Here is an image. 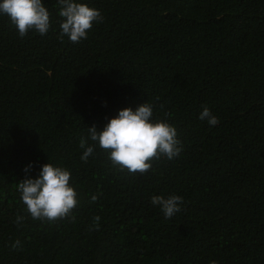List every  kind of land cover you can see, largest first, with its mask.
<instances>
[{
	"label": "trees",
	"instance_id": "obj_1",
	"mask_svg": "<svg viewBox=\"0 0 264 264\" xmlns=\"http://www.w3.org/2000/svg\"><path fill=\"white\" fill-rule=\"evenodd\" d=\"M74 2L103 16L79 43L60 36L57 0H42L45 36L0 15V264H264V0ZM146 102L177 158L143 175L98 145L81 160L87 128ZM46 163L71 173L74 222L33 220L20 199ZM170 195L184 203L165 219L151 198Z\"/></svg>",
	"mask_w": 264,
	"mask_h": 264
},
{
	"label": "clouds",
	"instance_id": "obj_2",
	"mask_svg": "<svg viewBox=\"0 0 264 264\" xmlns=\"http://www.w3.org/2000/svg\"><path fill=\"white\" fill-rule=\"evenodd\" d=\"M60 6L58 13L60 36H67L72 43L87 39V33L94 22H103L100 11L87 4L74 0H57ZM0 15H6L15 27L20 38L29 32L45 36L51 27L50 13L42 0H0ZM154 105L148 102L139 105L135 110L124 108L118 111L115 118L108 120L102 131H97L93 124L87 128V138H82L83 149L81 160L87 162L96 150V145L108 153V159L118 171L129 174L147 173L152 168L153 160L162 157L169 161L177 158L183 151V145L177 138L176 128L167 121H153ZM165 115H169L165 113ZM198 118L207 121L209 126H216L219 119L206 106ZM88 140L93 144H88ZM32 166L24 169L27 174ZM71 173L64 167L46 163L41 166L38 178H26L16 183L20 199L26 205L27 212L33 220L54 222L65 218L74 222L72 210L77 206V191L70 185ZM92 201L97 196H92ZM183 197L170 195L153 196L151 204L159 206L165 219H171L182 210ZM25 217L18 216L16 223L21 224ZM100 217H93L90 230H99ZM20 246V241L13 243L12 248ZM212 264H216L212 261Z\"/></svg>",
	"mask_w": 264,
	"mask_h": 264
}]
</instances>
